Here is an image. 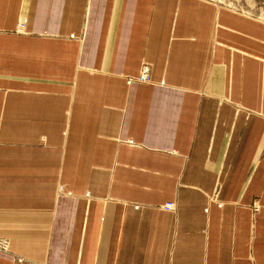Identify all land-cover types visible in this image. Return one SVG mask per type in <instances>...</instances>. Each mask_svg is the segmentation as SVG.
<instances>
[{
  "label": "crops",
  "instance_id": "0c3cea01",
  "mask_svg": "<svg viewBox=\"0 0 264 264\" xmlns=\"http://www.w3.org/2000/svg\"><path fill=\"white\" fill-rule=\"evenodd\" d=\"M0 237V264H264V21L0 0Z\"/></svg>",
  "mask_w": 264,
  "mask_h": 264
},
{
  "label": "rangeland",
  "instance_id": "374dc122",
  "mask_svg": "<svg viewBox=\"0 0 264 264\" xmlns=\"http://www.w3.org/2000/svg\"><path fill=\"white\" fill-rule=\"evenodd\" d=\"M231 9L249 14L264 21V0H213ZM9 251V250H8ZM7 251V252H8Z\"/></svg>",
  "mask_w": 264,
  "mask_h": 264
},
{
  "label": "built area",
  "instance_id": "2783aa9c",
  "mask_svg": "<svg viewBox=\"0 0 264 264\" xmlns=\"http://www.w3.org/2000/svg\"><path fill=\"white\" fill-rule=\"evenodd\" d=\"M141 81H148L150 79V70L147 66L142 70L141 75L138 76ZM175 204L173 202H168L164 205L165 209H173ZM10 240L6 237H0V250L7 252L9 250Z\"/></svg>",
  "mask_w": 264,
  "mask_h": 264
}]
</instances>
